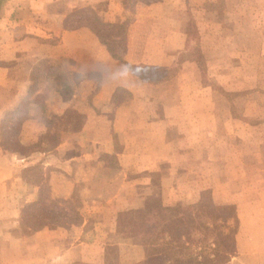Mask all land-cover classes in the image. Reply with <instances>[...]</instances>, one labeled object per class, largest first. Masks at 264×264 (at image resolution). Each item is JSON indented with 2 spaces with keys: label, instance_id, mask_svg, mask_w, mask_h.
Here are the masks:
<instances>
[{
  "label": "crops",
  "instance_id": "1",
  "mask_svg": "<svg viewBox=\"0 0 264 264\" xmlns=\"http://www.w3.org/2000/svg\"><path fill=\"white\" fill-rule=\"evenodd\" d=\"M166 3L167 0L158 4L139 3L134 8L131 20L127 21L125 15L129 9L126 0H0V117L15 107L26 94L35 59L42 56L56 59L77 78L80 74L99 76L98 88L88 105L81 110L76 104L75 110L83 114L84 120L74 135L80 138L91 133L94 138L91 143H96L95 149L100 147L99 153H88L69 138L60 142L55 151L45 155L32 152L29 157L21 159L17 156L7 159L0 157V184L22 188L25 182L18 172L40 163L44 169H49L48 190L45 192L47 201L60 199L65 215L70 207L66 209L64 205L69 203L75 187L79 183L85 187L105 165L102 156H114L118 166L113 174L114 179L122 183L107 201L89 198L84 206L77 207L80 218L75 223L44 226L24 236L14 234L11 248V243L5 240V252L0 254L3 264L140 263L144 259L142 246L120 232L117 218L123 212L141 206L144 197L153 189L151 175H159L162 203L169 205L166 201L175 195L182 177L190 171L186 164L191 165V161L195 166L225 164L222 134L228 125L223 122H228L229 114L210 107L212 102L209 107H183L197 102L199 98L212 101L210 87L201 85L202 94L199 95L198 92L184 91L185 82L181 84L178 100L168 108L171 104L165 105L153 95V89L165 85L164 79L151 82L135 76L130 67L136 66L125 63L127 59L123 56V61L113 57L87 28H63V21L69 12L85 5H90L103 21L127 23L126 33L149 19L153 25L149 30L151 32L147 33L149 36L144 44L143 58L137 64L166 68L182 52V45L171 47L165 45L162 39L169 35L181 42L183 37L182 30L167 29L166 12L165 15H156L157 10ZM118 18L123 19L118 21ZM49 39L57 40L53 43ZM171 53L174 57H171ZM117 91H125L129 96L126 99L119 97L114 102ZM56 99L52 95L45 100L49 112L62 113L71 104L70 99H62L61 107L54 109ZM76 100L79 105L82 104L83 96H78ZM91 122L97 123V126L89 128ZM99 133L105 135L104 141L96 135ZM206 141L209 143L203 146L206 147L205 155L199 157V142ZM76 143L84 146L80 141ZM72 147L78 152L70 153ZM241 162L236 164L245 166L246 162ZM263 162L259 156L248 164L255 173L259 172L257 168ZM122 186L124 191L121 190ZM224 187L220 185L221 190ZM210 188L212 194H218L215 186ZM38 190L37 186L30 185L24 195L13 194L19 200L14 214L15 218L18 215V221H14L15 231H20L21 204L33 202L39 194ZM240 195H233L234 199L230 202L236 206V212ZM86 197L81 199L82 204ZM100 202L103 205L100 212L107 214L92 222L90 215L94 212L93 205L99 206L96 203ZM239 228L238 222L236 252L230 264H246L251 261L250 256L263 254L249 253L247 249L243 251L238 239Z\"/></svg>",
  "mask_w": 264,
  "mask_h": 264
},
{
  "label": "rangeland",
  "instance_id": "2",
  "mask_svg": "<svg viewBox=\"0 0 264 264\" xmlns=\"http://www.w3.org/2000/svg\"><path fill=\"white\" fill-rule=\"evenodd\" d=\"M162 1L165 0H137L131 5L126 0L129 9L125 15L128 18L127 21H130L133 17L134 8L137 4H158ZM75 11H79L84 18L90 16L91 13L98 16L90 5L74 8L69 14ZM165 12L167 29L173 30L176 28L183 32L181 42L175 37L170 38L169 35L162 39L165 40V45L171 47L182 45V52L176 56L175 60L173 59L171 66L155 68V66L137 64V61L143 58L144 44L149 36H147V33L151 32L149 30L153 25V22H150L149 19L132 27L127 33L125 30L127 23H115L123 25L119 30L117 28H105L106 40L113 51L111 54L118 60L123 61V58H126L127 62L125 63L129 66H136L135 68L142 75H149L152 79H164L165 85L153 89V95L157 99H161V102L165 105L171 104V106H167L168 108L172 107L175 100H178L181 84L186 82L184 91L198 92L199 95L202 94L201 85L210 87L212 101L209 102V98L208 101H202L199 98L197 102L188 103L183 106L184 108L209 107V103L212 102L210 107L229 114L228 122L225 120L223 122L228 125L227 128H224L222 134V152L224 153L223 157L226 158L225 164L219 166L199 164L195 166L193 161H191V165L186 164L185 167L190 171L182 177L181 185L178 184V191H175V195L168 198L166 202L169 205L181 202L184 206H190L198 202L201 196H211L210 199L216 205H231L230 202L234 199L233 195L240 193V205L236 212L240 226L238 239L242 243L243 251L247 249L249 253H263L250 256L251 261L246 264H264V162L260 164L261 166H258L259 172L255 173L252 172V168L248 164L259 156L264 160V0H167L166 5L159 8L156 15H165ZM99 19L101 18L99 17ZM118 19V21H122L123 18ZM66 20L63 21V28ZM68 23L74 25L70 20ZM154 23L157 24L156 21ZM50 40L55 43L57 39ZM159 40L156 39V41ZM170 55L174 57L173 53ZM55 61L65 71V74L66 72L69 73L68 79L71 81L72 86L70 90L64 92L61 88L58 92L59 98L53 94L55 98H58L55 100L53 108L59 109L62 99H70V106L74 110L77 108L76 104L82 110L96 93L99 76L80 74L77 78L70 71L64 69L59 61L56 59ZM52 92L51 90L50 93ZM115 93L114 102L118 101L117 98L119 97L120 99H126L129 96L125 91ZM80 95L83 96V101L79 105L76 99ZM92 126H97V123L91 122L89 128H92ZM63 127V125H60L54 128L61 129ZM21 133L24 139H29L31 135L30 125H22ZM96 135L101 137L103 141L106 138L104 134L99 133ZM59 137L60 142L71 138L69 140H73L76 146L84 147L85 152H100V147L95 149L96 143H91V140L94 139L91 133L86 137L79 138L75 137L74 133L66 131L60 133ZM76 141H80L84 146L77 145ZM208 143L207 141L199 142L201 147L198 149L199 157L205 155L206 147L203 146ZM34 152H42L45 155V153L51 151L40 147ZM69 152L76 153L78 150L72 147ZM30 154L19 156L8 151L0 157L7 159L17 156L21 159L29 157ZM38 156L40 155L36 157ZM102 160L105 165L98 170L95 179L91 180L85 187L79 183L75 187V192L69 199V203L64 205L66 209L71 207L72 213L63 214L60 199L55 198L47 201L46 191H43L40 198L42 208L52 212H61L64 216H55L58 221L64 220V223H67V221L68 223H75L80 218L76 208L81 205L84 206L89 198L107 201L109 197L113 196L109 195L119 190L122 183L121 180L114 179L113 174L117 172L118 167L114 156L105 155L102 156ZM241 161L246 162L245 166L236 164V162L242 164ZM80 164L77 163L78 166ZM27 168L25 167L18 172L21 179L22 171ZM44 170V168L41 171L38 170L36 175H42ZM221 170H224V173H221ZM27 173L33 177L35 176L34 171ZM158 179V174L151 175L152 187H156L153 193L160 192ZM30 185L32 184L23 183L22 188H19V186L0 184V233H3L2 236L0 235V254L5 252L3 244L5 240L11 243V248L14 234L24 236L29 233L24 224L19 226L20 231L14 230V221H18V215L15 218L14 214L19 205V200L13 194L21 193L24 195V192L30 189ZM220 185H225L223 191ZM211 186L216 187L217 195L211 193ZM123 189L122 186L121 190ZM95 195L100 197L97 198ZM83 196L87 197L82 204L83 200L81 199ZM25 203H29V201ZM23 204L20 206L21 209ZM96 204L99 206L93 205L94 212L90 215L92 222L96 218L98 219L107 214L100 212L103 206L101 202ZM39 212L32 213L29 220L40 217ZM120 232L138 243V238L131 237L128 230H120ZM0 264H3L2 261H0Z\"/></svg>",
  "mask_w": 264,
  "mask_h": 264
},
{
  "label": "trees",
  "instance_id": "3",
  "mask_svg": "<svg viewBox=\"0 0 264 264\" xmlns=\"http://www.w3.org/2000/svg\"><path fill=\"white\" fill-rule=\"evenodd\" d=\"M136 1L128 0L131 5ZM66 19L64 29L87 28L113 53L104 31L105 28L119 30L123 23L117 25L103 21L95 13L84 18L79 11L69 14ZM69 20L74 25H69ZM130 69L135 76L145 81H158L157 78L140 74L136 68ZM68 77L69 73L65 74L55 60L44 56L35 59L26 94L0 119V156L8 151L27 156L40 147L55 151L61 141L60 133H75L80 130L84 116L72 106L69 105L62 113L49 112L45 107L47 98L53 94L60 97L58 92L61 88L63 92L70 90L72 84ZM31 114L33 115L30 116ZM25 123L31 125V135L27 140L21 133ZM60 125L64 127L55 129ZM42 169V165L36 163L21 173L26 184L39 188L37 198L24 204L20 211V225L24 224L28 232L65 222L55 219V216H64L61 212L42 208L40 198L43 191L48 190L49 174V169H45L42 175H36ZM32 171L35 172L34 177L27 173ZM152 188L141 206L123 212L117 219V228L128 230L131 237L138 238V243L143 248L144 259L137 264H230V259L236 252L238 227L233 205H216L210 199L211 196H201L198 202L190 206H184L181 202L164 205L160 192L153 193L156 187ZM36 211H40V217L29 220V216L34 212L36 214ZM70 212L72 213L71 210Z\"/></svg>",
  "mask_w": 264,
  "mask_h": 264
}]
</instances>
